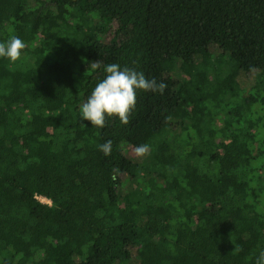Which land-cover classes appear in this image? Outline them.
<instances>
[{"label": "trees", "instance_id": "16d2710c", "mask_svg": "<svg viewBox=\"0 0 264 264\" xmlns=\"http://www.w3.org/2000/svg\"><path fill=\"white\" fill-rule=\"evenodd\" d=\"M13 36L26 47L0 57V264H256L264 0H0V43ZM111 63L167 88L99 128L80 106ZM139 139L149 155L129 153Z\"/></svg>", "mask_w": 264, "mask_h": 264}, {"label": "clouds", "instance_id": "9594fccd", "mask_svg": "<svg viewBox=\"0 0 264 264\" xmlns=\"http://www.w3.org/2000/svg\"><path fill=\"white\" fill-rule=\"evenodd\" d=\"M25 47L20 38L13 36L8 42L0 43V57L15 62ZM92 66L100 67L99 61ZM105 72V77L96 84L87 101L80 106L82 118L99 128L105 127L106 117H118L121 124H129L136 106L138 90L159 92L162 95L167 88L166 83H158L155 78L147 79L142 71L127 66L121 68L117 63L106 65ZM99 149L105 156L110 155L112 141L107 140L100 144ZM134 152L137 157H143L150 154V147L148 144H141ZM256 264H264V250L260 251Z\"/></svg>", "mask_w": 264, "mask_h": 264}, {"label": "rangeland", "instance_id": "374dc122", "mask_svg": "<svg viewBox=\"0 0 264 264\" xmlns=\"http://www.w3.org/2000/svg\"><path fill=\"white\" fill-rule=\"evenodd\" d=\"M214 62H217V64H226V66L228 65V62L225 61V59H222L220 57V55H215V58H214ZM203 75V74H202ZM238 75L235 76V80H236V77ZM185 80H188L186 76H184ZM248 80L246 81V84L247 86H251V85H255V86H258L257 88H260V85H258L257 81H256V75H251L249 76V78H247ZM260 90V89H259ZM264 94V91L262 92ZM251 100H253V98H251ZM141 139V138H140ZM140 139L138 140V142H133V144H129L128 145V150H129V153L131 155H135V152H134V149L137 147L138 144H140ZM138 143V144H137ZM40 200L44 201V202H49L46 198L44 197H38ZM160 244H154V243H151L149 245H147L146 247H144L143 249V255H147V256H150L152 255L158 248H160L162 246V243L161 241H159Z\"/></svg>", "mask_w": 264, "mask_h": 264}]
</instances>
